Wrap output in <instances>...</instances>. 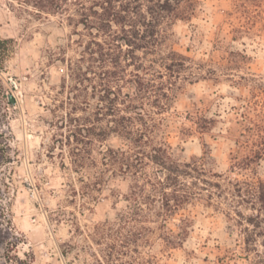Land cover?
I'll use <instances>...</instances> for the list:
<instances>
[{
    "label": "rangeland",
    "instance_id": "rangeland-1",
    "mask_svg": "<svg viewBox=\"0 0 264 264\" xmlns=\"http://www.w3.org/2000/svg\"><path fill=\"white\" fill-rule=\"evenodd\" d=\"M77 1L39 14L32 0H0V212L21 236L15 253L25 264H264V0H185L167 21L169 47L190 58L155 115L191 197L170 219L160 203L135 208L131 177L105 162L126 140L108 132Z\"/></svg>",
    "mask_w": 264,
    "mask_h": 264
},
{
    "label": "trees",
    "instance_id": "trees-1",
    "mask_svg": "<svg viewBox=\"0 0 264 264\" xmlns=\"http://www.w3.org/2000/svg\"><path fill=\"white\" fill-rule=\"evenodd\" d=\"M182 1L185 0L76 2L81 7L77 25L87 29L90 35L85 47L92 62L90 71L96 73L93 64L98 63L99 74L105 80L101 99L106 102L108 132H116L126 140L125 146L108 147L104 151L105 162L119 165L131 177V200L135 208L143 202L160 203L159 213L165 211L164 219L180 214L191 199L189 194L180 193L188 186L181 179L179 158L167 138L159 133L165 119L155 116L169 111L178 84L187 78L183 72L190 58L169 47L166 26ZM68 2L32 0L39 14L66 13ZM69 18L74 19L72 15ZM8 41L0 39V64L8 50ZM74 74L79 75L77 71ZM72 120L77 122L79 118ZM256 189L264 209V182L258 181ZM1 191L0 187V195ZM4 215L3 209L0 247L5 248L7 255L3 262L0 259V264H25L15 253L21 236L14 229L11 217L7 227H2ZM249 220L254 222L252 217ZM182 221L186 229L188 219L184 217Z\"/></svg>",
    "mask_w": 264,
    "mask_h": 264
},
{
    "label": "water",
    "instance_id": "water-1",
    "mask_svg": "<svg viewBox=\"0 0 264 264\" xmlns=\"http://www.w3.org/2000/svg\"><path fill=\"white\" fill-rule=\"evenodd\" d=\"M7 98L8 100L13 103L15 106L17 105V101H16V98L15 96L9 91L7 92Z\"/></svg>",
    "mask_w": 264,
    "mask_h": 264
}]
</instances>
